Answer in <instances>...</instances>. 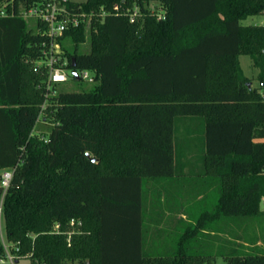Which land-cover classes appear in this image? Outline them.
Here are the masks:
<instances>
[{"label":"trees","instance_id":"16d2710c","mask_svg":"<svg viewBox=\"0 0 264 264\" xmlns=\"http://www.w3.org/2000/svg\"><path fill=\"white\" fill-rule=\"evenodd\" d=\"M38 1L0 0V9L19 13ZM67 7L92 13L58 38L67 69L93 72L90 88H49L47 67L34 69L49 48L46 24L0 16V223L16 259L204 264L222 256L227 264H264L261 245L215 252L201 238L220 220L264 215V24L242 23L264 14V0H69ZM87 39L89 50L79 51ZM242 54L256 78L245 75ZM41 113L46 128L38 127ZM184 117L202 122L200 157L218 199L186 226L173 252L147 255L145 184L178 174L176 121Z\"/></svg>","mask_w":264,"mask_h":264},{"label":"rangeland","instance_id":"374dc122","mask_svg":"<svg viewBox=\"0 0 264 264\" xmlns=\"http://www.w3.org/2000/svg\"><path fill=\"white\" fill-rule=\"evenodd\" d=\"M74 1L83 2L85 0H74ZM243 24L245 25L246 24H264V14L249 16L247 21H243ZM63 42L70 51L73 50L74 45L71 39L66 38ZM89 48H90L89 39H87L85 42H82L78 46V50L81 52L88 51ZM58 49H60V51L63 53L62 45ZM240 61H241V65L246 75L251 78H256L258 68H256L253 65L250 56L246 54L241 55ZM253 83L256 85L258 82L257 80H254ZM91 86H92V83L88 81L70 79L67 82L58 84L56 88L61 89V90H75V89H81V88H90ZM47 126H49V123L45 120L44 113H41L38 127L46 128ZM195 180L198 183L195 184L193 188H191L189 184H183V187L181 189H177V190H182V191H176V192H181V193L193 192L195 194L193 202L188 200V203H192L191 208L193 209V212H194L193 215L191 214L192 216H196L200 211L206 209V207H208L209 209H212L218 199V191L214 188L215 186L214 181L201 180V179H195ZM169 191L171 192L172 190L169 189L168 185L163 186L162 184L157 183L155 180H149L145 184L143 204H144L145 211L148 208L147 212H148V217L150 219L147 220L148 223L146 222L144 223V229L146 231V235H145L146 244L143 245V250L145 251L147 248V244H150L151 254H161V253L173 252L176 249L175 247L176 243L181 235V233L179 232L182 229L179 230L178 232H175V231L171 232L170 230H168L165 236L152 235V229L154 228V224H153V219L151 218V215L154 213H152L151 210L158 211V209H165L166 205L164 204L175 203V200L168 199V195L163 196V194H168ZM158 194H160V196H158ZM156 197L157 198L159 197L161 199L164 198V201H163L164 204H162L161 206L156 205L154 208L152 206V203L158 201L154 199ZM180 197L181 196H179V198ZM212 197H214L213 198L214 200L212 199ZM179 206L180 205L178 204L177 207ZM261 207L264 208V198H263ZM190 213H191L190 210L188 211V213H186L187 218H191ZM0 224H1L2 235L4 239L8 242L4 228H3L2 220ZM151 226L153 228H151ZM147 232H149V234ZM218 237H220L219 245L223 244L227 252L231 248H237L239 251H249L256 245H261L264 247V215L244 216V217H238L237 219L231 218V219L224 220V221L220 220L213 226L211 230H209V232H207L201 238L203 241H206L208 238L213 239V238H218ZM155 241L157 242L155 243ZM258 241H261V242L258 243ZM0 264H12V262L10 261L9 257H6V258H2V260L0 261ZM16 264H36V263H34L31 259H20L18 263ZM66 264H76V263L68 262ZM204 264H227V262L225 258L218 257L214 263H204Z\"/></svg>","mask_w":264,"mask_h":264},{"label":"crops","instance_id":"0c3cea01","mask_svg":"<svg viewBox=\"0 0 264 264\" xmlns=\"http://www.w3.org/2000/svg\"><path fill=\"white\" fill-rule=\"evenodd\" d=\"M247 20H248V17L243 21H247ZM243 21H242V23H243ZM246 25H248V24H246ZM242 55H244V54H242ZM240 57H241V55H240ZM240 63H241V61H240ZM252 63H253V61H252ZM243 71H244V69H243ZM245 75H246V73H245ZM253 85H255V84L253 83ZM201 125H202V122H200V120L195 118V117L194 118L193 117H184V118L177 119V121H176L175 149L184 152L183 159L176 161V166L179 169L178 174L175 175L174 177L155 180L157 183H160L163 186L168 185L169 189H171L172 191L171 192L169 191L168 194H163V196L168 195V199L169 200H175V203L164 204V202H163L164 198H162V199L159 197L154 198L155 200H158L157 202L152 203V206L154 208L156 205L161 206L162 204L166 205V208L165 209H158V211L157 210L156 211L151 210L152 213H154L151 215V218L153 219V224H154V228L151 226V228H153L152 229V235H158V236L163 235V236H165L167 234L168 230H170L171 232L172 231L178 232L181 229L182 230L179 233L182 234V232L185 230L186 226L188 224L193 223V221H194L195 216H192L194 214L193 209L191 208L192 203H188V200L193 202L195 194L193 192H190V193H188V192H183V193L176 192V191H182V190H177V189H181L183 187V184H189V186L191 188H193V186H195V184L198 183L195 179L213 181L211 175L205 173V171L203 170L204 164H203V161L201 160V157H200V153L203 151V144L200 140L201 136L203 135V128ZM190 187H189V189H190ZM158 196H160V194H158ZM179 196H181V197L179 198ZM213 198L214 197H212V199ZM178 204L180 205L179 207H177ZM146 208H147V206H146ZM261 208H262V210H264L263 207H261ZM166 209H168V210H166ZM206 209H209V208L206 207ZM143 210H144L143 245H145L146 244V240H145L146 231L144 229V223L145 222L148 223L147 220L150 218L148 217V212H147L148 208L145 211L144 204H143ZM189 210L191 212L190 215L192 214L191 218H187V216H186V213H188ZM165 228H166V230H165ZM147 233L149 234V232H147ZM219 240H220V237L213 238V239L208 238L206 241H207V244L210 243L209 245L216 252V251H219L220 247L224 248L223 244L219 245L220 244ZM156 242L157 241H155V243ZM260 242L261 241H258V243H260ZM176 245H177V243H176ZM150 249H151V245L147 244L146 250L145 251L143 250V251L147 255H160V254H151ZM169 253H171V252H169ZM161 254H167V253H161ZM219 257H222V256H219Z\"/></svg>","mask_w":264,"mask_h":264},{"label":"built area","instance_id":"2783aa9c","mask_svg":"<svg viewBox=\"0 0 264 264\" xmlns=\"http://www.w3.org/2000/svg\"><path fill=\"white\" fill-rule=\"evenodd\" d=\"M69 0H39L36 4L23 8L16 13L14 9L10 12L6 9H0V16H15L19 15L28 20L39 21L45 23L47 26L46 33L49 37V48L44 51V56L40 59L35 60V70L41 71L45 66L48 69V80L47 86L49 88L56 87L60 83H64L72 79L73 70L67 69L65 66L67 64L66 59L62 56V52L58 49L61 45L58 41V38L62 37L64 32L71 26H78L81 22H89L92 13L78 12L72 13L67 7ZM130 18L132 21L140 17L139 7L136 6L130 12ZM159 18H165L163 13H160ZM40 31V29H39ZM71 71V72H70ZM78 72L77 80H84L90 83H95L96 77L93 72L89 70H76ZM75 77V76H74ZM259 91L264 100V82H259ZM13 171L8 169L3 172L2 175V184L4 187H8L10 180L12 178ZM78 221L74 218L71 219L70 225L73 227L72 231L69 232L71 235L75 231V227ZM60 224L56 223L54 229L59 231ZM2 233V232H1ZM2 241L6 249V256L2 258L9 257L12 264L18 263L19 260L16 259L15 255L11 252V243L7 242L3 235Z\"/></svg>","mask_w":264,"mask_h":264},{"label":"water","instance_id":"95a60500","mask_svg":"<svg viewBox=\"0 0 264 264\" xmlns=\"http://www.w3.org/2000/svg\"><path fill=\"white\" fill-rule=\"evenodd\" d=\"M72 66H76V63H75V58L73 57L72 58ZM73 75L76 77V78H79L78 76V72L76 70H73ZM249 85H251V83H249ZM93 160H95V158H93Z\"/></svg>","mask_w":264,"mask_h":264}]
</instances>
